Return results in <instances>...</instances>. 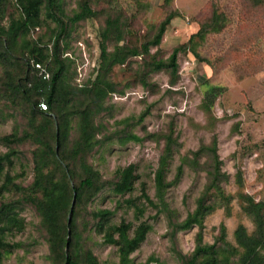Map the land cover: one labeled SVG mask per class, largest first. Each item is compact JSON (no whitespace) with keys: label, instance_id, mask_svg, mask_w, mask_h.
I'll use <instances>...</instances> for the list:
<instances>
[{"label":"rangeland","instance_id":"374dc122","mask_svg":"<svg viewBox=\"0 0 264 264\" xmlns=\"http://www.w3.org/2000/svg\"><path fill=\"white\" fill-rule=\"evenodd\" d=\"M80 1L64 0L65 15L78 10ZM91 8L96 15L71 25L67 22L60 40V46L66 45L61 56L66 58L67 78L73 85L79 86L96 75L100 33L106 19L118 20L123 30L119 45L140 48L141 43L153 37L169 12L177 15L166 26L159 45L151 46L148 54L129 57L109 73L115 90L106 96L102 109L94 116L98 142L86 156L87 162L100 172L104 188L92 199L75 204L79 250H90L99 264H120L117 246L104 243L94 227L97 219L92 212L103 208L114 210L111 223L122 218L130 222V235L140 221L151 225L144 241L130 254V264H182L180 256L192 252L198 233L203 242L218 244L221 225L225 227V240L236 246L234 231L238 225L248 233L255 228L252 216L243 207V196L264 202V0H91ZM19 13L15 0H10L3 24ZM214 13L222 24L213 30L210 23ZM41 20V26L32 30L30 37H41L51 48L56 22L46 17L45 8L41 10ZM202 26V35L193 37L192 43L178 52L176 75L170 73V68L151 71L152 59L166 62L173 49L186 45ZM115 38L114 34L106 41L108 50L113 49ZM7 63L0 64V137L28 129L29 107L13 93L7 72L15 74L17 65ZM205 101L211 103L209 109ZM169 130L176 144L167 180L175 177L183 156L195 159L192 152L212 145L216 138L220 171L224 174L219 185L226 196L204 217L202 225L176 232L164 212L157 214L156 207L139 197L143 182L150 198L156 201L154 171ZM131 134L141 140L123 139ZM76 136L73 129L70 141ZM11 147L16 155L4 172L16 175L14 182L26 189L35 174L32 153L36 144L26 140ZM7 149L0 143L1 152ZM196 161L198 166L184 163L178 182L166 190L165 201L173 211L171 221L184 219L205 190L207 173L213 167L211 156L202 152ZM130 163L135 164L138 175L134 188L124 195L115 194L111 187L117 179V169ZM80 175L76 167L72 183ZM27 193L14 187L3 193L1 200L16 202L23 228L5 231L7 241L21 245L1 264H53L46 231L35 207L26 200ZM213 196L216 195L211 189L208 197ZM127 199L142 204L143 216H135L134 208L124 202ZM230 264H238L237 257Z\"/></svg>","mask_w":264,"mask_h":264},{"label":"trees","instance_id":"16d2710c","mask_svg":"<svg viewBox=\"0 0 264 264\" xmlns=\"http://www.w3.org/2000/svg\"><path fill=\"white\" fill-rule=\"evenodd\" d=\"M9 1L0 0V64L6 61L7 64L16 63V73L8 70L7 72L12 79L13 93L19 95L29 107V118L28 129L22 133L13 131L0 137V143L8 148L5 152L0 151V264L6 255L21 245L11 243L4 237L7 230L23 228L22 220L17 216L16 202L1 200L3 193L11 187L28 192L26 200L40 215L47 235L49 258H53V264H99L90 250H79L74 222L75 204L92 199L104 188L100 172L86 160L87 154L98 142L95 138L97 127L94 125V116L102 109L106 96L115 90L113 82L108 79L112 67L124 64L131 56L148 54L151 46L159 45L166 26L177 13L169 12L158 24L153 37L141 43L140 48L119 45L123 30L117 19H106L100 33L97 73L93 79H87L78 86L73 85L67 78L68 71L64 63L66 58L61 56L66 45L60 46V40L67 22L71 25L96 15L91 8V0H81L78 10L71 16L64 13V0H15L20 13L17 17H10L9 23L5 25L3 20ZM169 1L165 0L167 3ZM42 8H45L46 17L56 22V30L50 37L51 48L42 42L41 37L36 39L30 37L31 31L42 24ZM221 24L219 16L214 13L211 28L218 29ZM204 30L202 26L189 37L186 45L174 48L166 62L152 59L151 71L170 68V73L176 75L178 52L192 43L193 37L202 35ZM114 34L116 43L112 50H108L106 41L111 40ZM193 52L196 55V52ZM36 63H40L41 68L36 67ZM45 72L48 73V77L44 76ZM143 84L147 85L145 82ZM41 102L46 104L45 109L40 107ZM210 105L211 103L205 106L209 109ZM142 117L143 115L140 119ZM72 121H75V125H72ZM73 129L77 131V136L70 141ZM172 132L169 130L165 135V143L154 171L156 201L150 198L143 182L140 184L139 197L143 198L147 205L156 207L157 214L164 212L172 230L176 232L194 225H202L204 217L218 206L219 202L226 199V196L219 185L224 174L220 171L221 161L217 153L216 138L213 139L212 145L201 146L193 151L195 159L183 156L177 166L175 177L167 180L166 172L176 144ZM128 138L141 140L133 134L123 137L124 140ZM26 140L36 144L32 153L35 174L30 186L23 189L14 182L16 175L4 171L6 165L12 164V158L16 155L11 146ZM202 152L210 154L213 166L207 173L205 190L196 199L194 209L184 219L179 222L171 221L173 211L165 201L166 190L178 182L184 163L192 162L194 166H198L196 159ZM76 167H79L82 175L75 177L78 179L72 183ZM137 179L135 164L130 163L118 168L117 179L112 183L111 190L118 195L130 193ZM211 189L214 190L215 197H208ZM243 198L245 199L243 207L254 221L253 233H248L243 225H238L234 231L236 246L225 240L224 225L220 227L218 244L217 241L203 242L202 235L198 233L192 252L180 256L182 264H230L234 257H237L238 264H264V202H255L249 195H244ZM124 202L127 207L134 208L137 218L143 216L145 208L142 204H136L133 199ZM113 214L114 210L107 208L93 211L92 216L97 219L94 224L95 230L102 234L104 243L117 246L120 264H130V254L144 241L151 225L146 221H140L130 235L132 224L124 218L116 224L111 223L110 218Z\"/></svg>","mask_w":264,"mask_h":264},{"label":"built area","instance_id":"2783aa9c","mask_svg":"<svg viewBox=\"0 0 264 264\" xmlns=\"http://www.w3.org/2000/svg\"><path fill=\"white\" fill-rule=\"evenodd\" d=\"M35 66L38 67V68H41L40 63H36ZM42 70L44 71V68H42ZM44 76H45V77H48V73L45 72V75H44ZM39 104H40V107H41L42 109H45V108H46V104H45V103L41 102V103H39Z\"/></svg>","mask_w":264,"mask_h":264},{"label":"water","instance_id":"95a60500","mask_svg":"<svg viewBox=\"0 0 264 264\" xmlns=\"http://www.w3.org/2000/svg\"><path fill=\"white\" fill-rule=\"evenodd\" d=\"M74 202V198H73V201H72V203Z\"/></svg>","mask_w":264,"mask_h":264}]
</instances>
